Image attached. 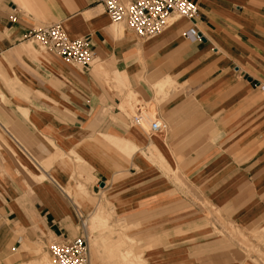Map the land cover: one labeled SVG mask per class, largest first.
I'll use <instances>...</instances> for the list:
<instances>
[{"label":"crops","instance_id":"1","mask_svg":"<svg viewBox=\"0 0 264 264\" xmlns=\"http://www.w3.org/2000/svg\"><path fill=\"white\" fill-rule=\"evenodd\" d=\"M191 1L198 7L194 20H177L161 35L140 40L125 25L115 29L119 24L112 23L103 0H0L2 53L22 46L34 30L58 23L69 39L90 43L93 58L117 84L129 85L144 102L155 101L166 126L164 135L148 137L124 119L119 98L111 99L100 76L54 55L32 65L34 82L21 79L14 58L13 66L0 60L2 75L26 85L29 99L49 101L45 109H29V134L21 136L27 159L48 168L39 170L43 181H35L38 173L9 145L32 177L18 178L1 195L0 264L29 256L28 242L40 231L72 239L79 216L87 214L63 191L76 180L62 161L70 154L88 169L89 197L104 184L113 209L124 215L133 198L155 196L159 202L169 186L148 166L150 147L161 155L157 160L178 167L209 209L238 227H264V0ZM188 28L199 41L183 36ZM115 188L121 192L112 195ZM103 220L99 209L89 225Z\"/></svg>","mask_w":264,"mask_h":264},{"label":"rangeland","instance_id":"2","mask_svg":"<svg viewBox=\"0 0 264 264\" xmlns=\"http://www.w3.org/2000/svg\"><path fill=\"white\" fill-rule=\"evenodd\" d=\"M19 5L25 9L20 3ZM123 25L119 24L115 29L122 31ZM1 49L0 47V60L13 66L11 59L14 58L20 65L16 71L22 75L23 81L34 82L32 65L36 61L55 58L51 52L30 39H25L22 46L6 53H2ZM77 67L83 73L87 74L91 70L92 75L101 77L102 86L111 99L119 98L118 110L130 124L136 110H139L144 121L141 127H136L146 135L150 123L157 118L155 101L150 105L142 101L129 85L117 84L115 75L98 60L94 59L88 69ZM8 70L11 72L12 69L9 67ZM30 91L26 85L15 83L10 76L5 78L0 72V92L4 96L0 99V207L3 203L1 195L7 188H11L14 182L17 183L20 177H32L29 170L16 160L9 145L38 173L39 178L35 181H43L39 170L48 169L44 163L33 164L27 159L22 142L24 137L21 136L29 134L26 129L30 125L29 109L33 110L34 106L45 109L44 104H49V101L29 99ZM17 129L24 131L21 133ZM146 153L148 166L160 171L167 178L169 186L164 190L163 196L158 198L159 202L155 201V196H149L147 201L133 198L132 210L125 215L113 209L110 194L103 191L104 184L95 186V190L100 191L98 196L89 197L87 187L91 182L88 180L89 172L85 164L73 154L62 157L63 164L76 177L74 186L63 191L83 211L81 213L87 214L79 216L82 218L79 226L72 229V238L79 235L86 237L90 264H264V227H238L233 221L224 219L221 213L209 209L190 188L187 178L178 167L167 164L164 159L157 160L155 156L161 155L150 147ZM116 189L112 195L114 192H121ZM120 199L123 202L121 193ZM82 202L89 208L88 213L84 211ZM171 203L174 205L171 206ZM160 204H165V207L155 211ZM99 209L104 212V220L90 227V215ZM125 216L128 217L125 219ZM17 237L22 236L18 234L15 240ZM52 240L49 233L40 231L32 242L27 241L31 254L10 264H36L42 258L53 264L48 251ZM17 247L16 245L15 249ZM15 254L11 250L10 255Z\"/></svg>","mask_w":264,"mask_h":264},{"label":"built area","instance_id":"3","mask_svg":"<svg viewBox=\"0 0 264 264\" xmlns=\"http://www.w3.org/2000/svg\"><path fill=\"white\" fill-rule=\"evenodd\" d=\"M102 4L112 23L124 24L140 40L153 39L175 21H191L198 15V7L191 0H103ZM183 36L189 40L200 39L192 28L186 29ZM25 39L33 40L65 63L75 64L83 69L90 68L94 60L90 43L83 39H69L58 23L34 30ZM142 121L143 115L136 110V115L131 120L132 125L141 127ZM165 132L166 126L156 118L150 123L146 135L162 136ZM52 238L48 251L53 264H90L89 246L84 235L72 239L61 236ZM20 243L21 240H17V245Z\"/></svg>","mask_w":264,"mask_h":264},{"label":"bare ground","instance_id":"4","mask_svg":"<svg viewBox=\"0 0 264 264\" xmlns=\"http://www.w3.org/2000/svg\"><path fill=\"white\" fill-rule=\"evenodd\" d=\"M144 111V110H143ZM143 121H144V117H143ZM92 224V223H91ZM39 264H49L48 260L45 258H42V260L40 261Z\"/></svg>","mask_w":264,"mask_h":264}]
</instances>
